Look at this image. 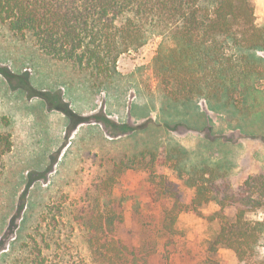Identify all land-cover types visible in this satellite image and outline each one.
<instances>
[{
  "label": "rangeland",
  "instance_id": "rangeland-1",
  "mask_svg": "<svg viewBox=\"0 0 264 264\" xmlns=\"http://www.w3.org/2000/svg\"><path fill=\"white\" fill-rule=\"evenodd\" d=\"M253 5L263 27L264 0ZM157 44L123 55L112 76L92 75L46 56L31 36L0 23V133L13 143L0 178V264L10 263L11 252L21 254L44 230L43 221L71 222L70 213L92 196L110 193L130 226L136 205L150 201L153 171L179 185L190 209L176 224L191 241L189 255L174 264H199L220 231V209L195 200V188L179 180L187 173L181 166L216 168L233 189L264 176V110L245 114L224 101H171L153 71ZM256 55L264 58V51ZM258 82L264 102V77ZM225 213L233 218L235 210ZM248 217L264 221V207ZM218 255L224 264H239L230 249ZM253 260L264 264L262 244Z\"/></svg>",
  "mask_w": 264,
  "mask_h": 264
},
{
  "label": "trees",
  "instance_id": "trees-1",
  "mask_svg": "<svg viewBox=\"0 0 264 264\" xmlns=\"http://www.w3.org/2000/svg\"><path fill=\"white\" fill-rule=\"evenodd\" d=\"M0 23L31 36L54 60L108 77L123 55L158 40L153 71L171 101H224L245 114L264 110L258 82L264 58L256 55L264 51V26L256 23L253 0H0ZM12 148L11 136L0 133V178ZM181 167L187 173L179 180L195 188V200L220 209V231L200 252L199 264H224L220 248L234 251L239 264H257L264 221L248 216L264 207V176L233 189L216 168ZM147 185L150 201L146 208L136 205L130 226L110 193L92 196L70 213L71 222L43 221L44 230L20 255L11 252L9 264H174L189 255L191 241L176 224L190 209L165 175L151 172ZM229 209L233 218L226 216Z\"/></svg>",
  "mask_w": 264,
  "mask_h": 264
}]
</instances>
